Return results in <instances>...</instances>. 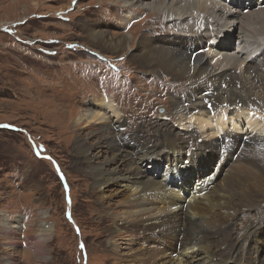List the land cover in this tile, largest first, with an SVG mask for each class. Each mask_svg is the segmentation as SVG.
I'll return each mask as SVG.
<instances>
[{
  "label": "bare ground",
  "instance_id": "6f19581e",
  "mask_svg": "<svg viewBox=\"0 0 264 264\" xmlns=\"http://www.w3.org/2000/svg\"><path fill=\"white\" fill-rule=\"evenodd\" d=\"M131 5L125 7L130 11L123 12V20L147 9L162 15L164 28L145 29L148 35L136 43L130 30L144 16L125 24L129 32L119 37L108 38L96 26L88 33L97 49L92 52L104 60L110 57L102 50L127 54L129 64L154 74L169 93L186 84L187 92L175 93L161 119L168 116L185 127L195 120L213 139L199 141L172 129L165 134L171 120L162 123L155 137L146 138L145 114L138 118L144 127L125 133L127 114L106 98L96 110L70 111L95 193L102 206L113 208L109 231L118 236L120 254L111 264H259L263 251L252 241L264 229V220L253 190L241 184L245 174L264 173V0H136ZM58 114L66 120L68 113ZM245 121L251 132L239 135ZM119 134L123 137L116 138ZM85 135L96 143L90 144ZM197 165L213 170L203 176ZM110 183L120 185L125 195L115 206L109 201L113 193L106 190ZM138 243L151 248L121 253Z\"/></svg>",
  "mask_w": 264,
  "mask_h": 264
},
{
  "label": "rangeland",
  "instance_id": "374dc122",
  "mask_svg": "<svg viewBox=\"0 0 264 264\" xmlns=\"http://www.w3.org/2000/svg\"><path fill=\"white\" fill-rule=\"evenodd\" d=\"M114 2L121 6H113ZM135 2L0 0V264H111L120 254L118 236L109 231L113 208L102 206L95 193L92 172L78 147L82 137L75 135L69 116L70 111L96 110L106 98L127 114L125 133L145 126L138 119L142 114L149 117L146 138L155 137L162 123L171 120L161 115L175 93L187 92L186 84L169 93L170 88L157 83L154 74L129 64L127 54L116 56L110 49L102 50L110 57L104 60L92 52L95 46L89 43L91 28L97 26L108 38L119 37L129 32L125 24L143 16L130 30L137 36L136 43L148 35L145 29L164 28L159 20L162 15H151L147 9L140 8V13L123 20V12L130 11L125 7ZM151 2L157 0H145ZM96 21L103 22L104 28ZM58 110L68 113L66 120ZM117 119L110 116L115 123ZM169 126L165 134L172 129L199 141L213 139L195 120L188 127L171 120ZM248 132L251 128L245 121L239 135ZM85 136L90 144L96 143L92 136ZM218 160L210 165L214 168ZM210 165L197 166L207 176L213 170ZM242 179L241 186L253 190L264 220V173L245 174ZM121 189L117 183L106 187L107 194L113 193L109 198L113 206L125 197ZM249 218L257 220L252 214ZM43 228L49 230L43 232ZM133 237L139 240L138 235ZM252 244L262 249L259 264H264V229L253 236ZM150 248L138 243L121 253Z\"/></svg>",
  "mask_w": 264,
  "mask_h": 264
}]
</instances>
